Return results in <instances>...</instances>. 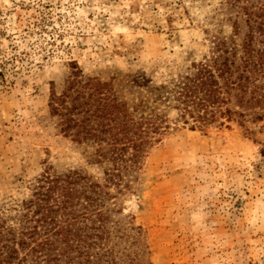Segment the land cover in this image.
I'll return each mask as SVG.
<instances>
[{
	"label": "rangeland",
	"instance_id": "rangeland-1",
	"mask_svg": "<svg viewBox=\"0 0 264 264\" xmlns=\"http://www.w3.org/2000/svg\"><path fill=\"white\" fill-rule=\"evenodd\" d=\"M252 2L259 1L237 4ZM240 6L0 0V203L27 198L48 167L81 169L105 183L112 163L92 159L98 145L74 141L51 114L52 93L67 87L74 63L132 97L129 74L160 83L210 54L214 35L241 43L248 28ZM161 108L163 129L121 184L108 188L109 206L123 211L115 219L140 228L151 264H264V117L257 118L264 105L202 127Z\"/></svg>",
	"mask_w": 264,
	"mask_h": 264
},
{
	"label": "trees",
	"instance_id": "trees-1",
	"mask_svg": "<svg viewBox=\"0 0 264 264\" xmlns=\"http://www.w3.org/2000/svg\"><path fill=\"white\" fill-rule=\"evenodd\" d=\"M256 1L240 6L248 28L241 43L214 35L210 54L160 83L129 74L132 97H120L112 81L85 76L74 63L67 87L52 93L51 114L74 141L96 143L92 159L112 168L101 183L81 169L48 167L27 198L0 203V264H151L144 261L140 228L128 230L115 219L123 211L109 206L108 188L121 184L163 129L162 106L202 127L264 105V0Z\"/></svg>",
	"mask_w": 264,
	"mask_h": 264
}]
</instances>
